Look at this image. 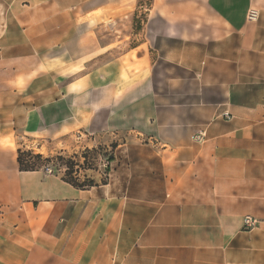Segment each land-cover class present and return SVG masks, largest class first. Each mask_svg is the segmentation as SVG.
I'll list each match as a JSON object with an SVG mask.
<instances>
[{
  "label": "crops",
  "instance_id": "crops-1",
  "mask_svg": "<svg viewBox=\"0 0 264 264\" xmlns=\"http://www.w3.org/2000/svg\"><path fill=\"white\" fill-rule=\"evenodd\" d=\"M166 15L157 31L184 44L234 39L244 54L264 53V0H169ZM44 55L0 54V96H15L16 133L57 137L78 127L72 83L60 85ZM224 73L208 115L189 102L159 112L150 78L112 91L108 104L100 84L84 96L96 105L95 128L117 122L148 136L142 148L123 144L144 158L126 165L123 180L76 187L45 169H20L0 133V264H264V80L248 104L236 100L233 70ZM105 110L119 120L106 122ZM245 217L256 223L245 226Z\"/></svg>",
  "mask_w": 264,
  "mask_h": 264
},
{
  "label": "rangeland",
  "instance_id": "rangeland-1",
  "mask_svg": "<svg viewBox=\"0 0 264 264\" xmlns=\"http://www.w3.org/2000/svg\"><path fill=\"white\" fill-rule=\"evenodd\" d=\"M168 1L0 0V54L45 53V67L56 68L60 85L72 83L66 93L74 101L70 110L78 126L57 137L43 131L16 133L15 96H0V133L17 148L23 168L50 169L66 181L87 185L123 180L126 165L143 161L126 154L130 146L123 144L142 148L147 135L118 125L119 119L108 117L107 110L106 122L116 123L103 131L92 126L96 105L84 104V96H91L99 84L101 99L108 104L112 91L122 92L136 80L150 78L156 89L148 99L160 106L159 112H176L178 102H189L194 104L190 111L195 107L196 113L208 115L224 89V70L232 69L229 79L234 81L236 100L256 102L264 80V53L244 54L234 39L192 46L171 32L159 33ZM252 12L256 19L257 12ZM48 53L55 59L49 60ZM82 122L85 129L79 126Z\"/></svg>",
  "mask_w": 264,
  "mask_h": 264
},
{
  "label": "built area",
  "instance_id": "built-area-1",
  "mask_svg": "<svg viewBox=\"0 0 264 264\" xmlns=\"http://www.w3.org/2000/svg\"><path fill=\"white\" fill-rule=\"evenodd\" d=\"M252 17V20L255 19L254 18V13L251 11L248 18ZM46 172L48 173H51V170L50 169H46ZM244 223H245V226L247 227H251L253 226L255 223H256V220L250 218V217H245L244 218Z\"/></svg>",
  "mask_w": 264,
  "mask_h": 264
},
{
  "label": "trees",
  "instance_id": "trees-1",
  "mask_svg": "<svg viewBox=\"0 0 264 264\" xmlns=\"http://www.w3.org/2000/svg\"><path fill=\"white\" fill-rule=\"evenodd\" d=\"M17 160H18V164H19L20 169H23V170H35V169H37V168H35V169H25V168H23L22 167V163H21V159L19 157V154H18ZM67 182L71 183L72 185H74L76 187H89V186H93L94 185V182H92V181L89 184H87V185H84V184L78 185V184H75V183H73L71 181H67Z\"/></svg>",
  "mask_w": 264,
  "mask_h": 264
}]
</instances>
